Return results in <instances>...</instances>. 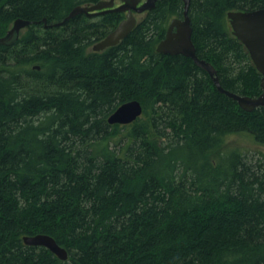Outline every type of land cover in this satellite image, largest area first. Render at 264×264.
<instances>
[{"label":"trees","instance_id":"1","mask_svg":"<svg viewBox=\"0 0 264 264\" xmlns=\"http://www.w3.org/2000/svg\"><path fill=\"white\" fill-rule=\"evenodd\" d=\"M100 1L0 0V37L32 22L0 45V264H264V153L227 147L235 134L264 147V107L243 110L191 58L157 52L182 0H158L101 52L125 13L53 26ZM263 5L189 9L197 56L225 90L252 98L262 75L228 13ZM131 101L143 114L111 125ZM39 234L68 261L25 244Z\"/></svg>","mask_w":264,"mask_h":264},{"label":"water","instance_id":"2","mask_svg":"<svg viewBox=\"0 0 264 264\" xmlns=\"http://www.w3.org/2000/svg\"><path fill=\"white\" fill-rule=\"evenodd\" d=\"M121 4L116 7L117 0H102L91 6H77L61 23L53 26H62L65 22L77 15L85 14L88 17L104 15L108 12L126 13V18L109 33L103 40L93 46L95 52L104 51L110 47L117 46L135 29L138 18L136 15L143 14L155 9L158 0H120ZM184 3L183 19L175 18L171 21L167 34L158 47L157 52L164 55H183L191 58L194 63L205 70L212 78L218 91L233 99L247 112L256 108L264 107V5L253 11H231L228 19L234 36L245 46L250 54L252 62L258 72L262 75L261 88L263 93L257 97L241 96L225 90L217 76L215 67L197 56L196 47L193 43V28L189 16L191 0H182ZM46 23L47 20H44ZM32 22L17 19L5 36L0 37V45H12L19 38L21 31L31 25ZM48 27V25H46ZM51 27V26H50ZM36 69L40 70L39 66ZM143 114V107L138 101H131L120 106L110 117L111 125H128L133 123ZM28 246L45 247L56 255L61 261H68L67 250L61 247L54 238L46 234L24 237Z\"/></svg>","mask_w":264,"mask_h":264},{"label":"rangeland","instance_id":"3","mask_svg":"<svg viewBox=\"0 0 264 264\" xmlns=\"http://www.w3.org/2000/svg\"><path fill=\"white\" fill-rule=\"evenodd\" d=\"M145 1V0H144ZM116 4H121L120 0H117ZM144 14V13H143ZM143 14H139L138 19L141 20V17ZM227 147L229 148H239L243 150L244 152L248 153L250 156L253 154H258L259 151H262L264 153V147H261L257 145L253 139L247 135L243 134H235L231 135L227 139ZM257 158H259V155H256Z\"/></svg>","mask_w":264,"mask_h":264},{"label":"flooded vegetation","instance_id":"4","mask_svg":"<svg viewBox=\"0 0 264 264\" xmlns=\"http://www.w3.org/2000/svg\"><path fill=\"white\" fill-rule=\"evenodd\" d=\"M120 4H116V7L119 6Z\"/></svg>","mask_w":264,"mask_h":264}]
</instances>
